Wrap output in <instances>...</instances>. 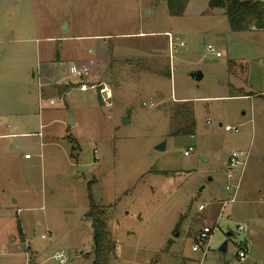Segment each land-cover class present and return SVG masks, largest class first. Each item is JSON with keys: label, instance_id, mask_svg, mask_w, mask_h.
I'll use <instances>...</instances> for the list:
<instances>
[{"label": "rangeland", "instance_id": "1", "mask_svg": "<svg viewBox=\"0 0 264 264\" xmlns=\"http://www.w3.org/2000/svg\"><path fill=\"white\" fill-rule=\"evenodd\" d=\"M187 1L171 17L165 0H0V264L27 251L93 264L90 207L107 221L109 264H264V30L234 33L211 0ZM74 63L95 89L63 99L52 77ZM233 150L247 159L230 202Z\"/></svg>", "mask_w": 264, "mask_h": 264}, {"label": "trees", "instance_id": "2", "mask_svg": "<svg viewBox=\"0 0 264 264\" xmlns=\"http://www.w3.org/2000/svg\"><path fill=\"white\" fill-rule=\"evenodd\" d=\"M165 1L168 14L171 17H180L183 15L187 0ZM208 7L210 9H223L230 29L234 33L249 29L264 30V6L259 0H211ZM185 132L182 131V133ZM87 216L91 221L92 227L93 264H109L114 247L107 228V221L102 211L94 207H90ZM18 234L23 241L20 228Z\"/></svg>", "mask_w": 264, "mask_h": 264}, {"label": "built area", "instance_id": "3", "mask_svg": "<svg viewBox=\"0 0 264 264\" xmlns=\"http://www.w3.org/2000/svg\"><path fill=\"white\" fill-rule=\"evenodd\" d=\"M259 1L264 6V0H259ZM179 46L182 47L183 43L180 42ZM169 47H170V49H173L174 44L172 41L169 42ZM205 50L207 52L213 54L216 57L219 56V53L214 52V50L210 46L206 47ZM67 69H68V73L71 76L78 79L79 90L81 92H86L89 89H93V90L95 89V86L89 87L86 83L82 82V79H84L88 75L87 67H77L76 65H72V66L68 67ZM102 92L105 93L107 99H110L109 90L107 91V90L103 89ZM51 104H52V102H51ZM224 131H226V132L232 131L234 133H237L238 130H237V128H229L226 126L224 128ZM190 151H191V148L183 153L184 156H188ZM25 158H28V155H26ZM246 159H247L246 155L243 152L237 151V150L231 151L230 154L228 155L227 162H226V173H225V178H226L225 191L231 192L233 195V198L230 200V202L234 201L235 195L237 193V190L239 187V181H240L244 166L246 165ZM204 209H205V207L203 205H200L198 207L199 211H203ZM236 230L238 233H243V234H245L248 231L247 227H245V226H238L236 228ZM211 234H212V230L210 228L203 227L197 236V240L200 242H205L208 240V237ZM248 248H249L248 242L243 237L240 240L238 252L236 254V258L239 261H243L246 258L247 253H248ZM196 250H198V244H196L192 247V251L195 252ZM53 259L58 264H64L65 263L64 253L62 251L55 253V255L53 256ZM25 264H31L29 258L26 259Z\"/></svg>", "mask_w": 264, "mask_h": 264}, {"label": "crops", "instance_id": "4", "mask_svg": "<svg viewBox=\"0 0 264 264\" xmlns=\"http://www.w3.org/2000/svg\"><path fill=\"white\" fill-rule=\"evenodd\" d=\"M187 3H188V1H187ZM185 8H186V6H185ZM184 11H185V9H184ZM184 14V13H183ZM181 17V16H180ZM96 35V34H95ZM167 35H168V42H170L171 41V38H170V34L169 33H167ZM89 37V36H88ZM110 37V35H97V36H90L89 38H92V39H94V41H101V39H103L101 42V44L103 45L105 42H106V39L107 38H109ZM184 41V40H183ZM180 42L182 43V40H180ZM185 44H183V46H184ZM182 46V47H183ZM98 47V51L101 49V50H104L103 49V47L101 48L100 46H97ZM102 57H104V55H102L101 56V59H102ZM94 59H91L90 61H93ZM83 62H87V61H82V63ZM82 63H80V64H82ZM87 63H89V62H87ZM72 65H76V63H74V64H72ZM105 65V64H104ZM68 68V67H67ZM54 71V70H53ZM67 71H68V69H67ZM46 76V74L45 75H42V73H40L39 75H38V77L41 79L42 77H45ZM73 76H71L68 72H66V76L65 77H63V78H61L60 80H58V81H56L57 80V77L54 75L53 77H52V81L56 84V85H58L59 87V90L57 89V91H58V93H57V95L59 96V97H63V99H65L66 98V95H68V93L70 92V89H72V88H74V87H76V88H78L79 89V87H78V85L76 86V84H72L71 82H66V84H64V85H61L62 83H64V82H62L64 79H65V81L69 78H72ZM74 78V77H73ZM103 89H105V90H109L105 85L103 86V88H101V90H100V92L101 93H97L96 94V98H97V100H98V102L101 104V105H103V103L104 102H107L109 99H107V97H106V95H105V93H103L102 92V90ZM109 92H110V90H109ZM257 95H260V94H257ZM254 96H256V95H254ZM244 97H253V96H244ZM110 98H111V93H110ZM106 100V101H105ZM52 104H53V102H52ZM69 119H71V115H69L68 117H67V120H66V127H67V131L69 130V127H72V126H75V123H73V120L71 119V122L73 123L72 125H67V121L69 120ZM25 135H27V134H25ZM26 156V155H25ZM24 156V157H25ZM26 159H29V158H26ZM22 236H23V234H22ZM24 240V239H23ZM28 251L26 252V256H27V258H29L30 259V263L31 264H35V257H34V255L35 256H37L38 255V252L37 251H34V253L32 252V255H28ZM33 261H32V260ZM33 262V263H32ZM25 263H26V261H25Z\"/></svg>", "mask_w": 264, "mask_h": 264}, {"label": "water", "instance_id": "5", "mask_svg": "<svg viewBox=\"0 0 264 264\" xmlns=\"http://www.w3.org/2000/svg\"><path fill=\"white\" fill-rule=\"evenodd\" d=\"M66 27V26H65ZM64 27V28H65ZM194 77H196L197 78V80H199L200 78H201V75H197V76H194ZM73 123L71 122V119H69L68 121H67V125H72ZM219 126H221V125H219ZM228 236H230V234H228ZM225 248H226V242H224L222 245H221V247L219 248V251L220 252H224L225 251Z\"/></svg>", "mask_w": 264, "mask_h": 264}]
</instances>
